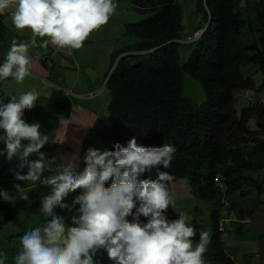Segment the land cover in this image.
Wrapping results in <instances>:
<instances>
[{
    "label": "clouds",
    "instance_id": "1",
    "mask_svg": "<svg viewBox=\"0 0 264 264\" xmlns=\"http://www.w3.org/2000/svg\"><path fill=\"white\" fill-rule=\"evenodd\" d=\"M124 1L150 15L121 21L120 29ZM170 2L156 11L153 0H0V165L11 168L0 170L8 179L0 198L20 204L0 206V264H264V206L249 219L254 208L231 198L263 192L264 181L231 186L217 174L193 184L180 176L177 143L212 137L211 145L213 128L199 126L180 143L160 107L155 125L128 109L123 89L136 85L131 76L150 66L153 53L173 46L180 56L179 45L195 47L213 22L208 0L206 21L192 30L179 1ZM169 6L181 28L165 19ZM153 16L148 28L162 41L133 49L139 39L125 26ZM123 36L135 41L120 45ZM242 98L256 104L251 89ZM180 179L211 204L209 234L188 224L198 219L179 201ZM243 225L259 239L256 248L237 246Z\"/></svg>",
    "mask_w": 264,
    "mask_h": 264
},
{
    "label": "trees",
    "instance_id": "2",
    "mask_svg": "<svg viewBox=\"0 0 264 264\" xmlns=\"http://www.w3.org/2000/svg\"><path fill=\"white\" fill-rule=\"evenodd\" d=\"M244 1L208 0L213 22L195 44L189 59L181 63L173 46L168 47L169 52L158 49L149 59L150 66L131 76L136 85L123 89L129 100L128 109L151 125L161 120L160 107L165 112L166 131L180 143L199 126L213 128L211 132L215 134V140L211 145L208 144L212 137L206 140L203 137L201 142L194 139L191 145L181 149L177 143L179 151L175 162L180 176L187 177L193 184L211 183L217 174L231 186L249 187L253 182L264 181V139L259 136L264 134V104L261 102L264 98V45L258 42L260 37L252 43L240 39L245 26L251 22L243 16ZM153 2L156 11L163 4L171 3L170 0ZM255 8L264 42V0L257 1ZM197 14L203 16V22L206 21L202 0ZM153 19L154 16L125 26L126 34L139 39L133 49H144L162 41L160 30L148 28ZM165 19L181 28V16L175 6L166 9ZM117 56L118 53L112 63ZM117 65L128 76L126 60L122 59ZM184 72L202 83L206 97L203 103L196 105L182 95ZM260 73L262 81L257 83L256 77ZM247 89L254 91L256 104L249 102L247 106H238L244 101L242 93ZM253 122L255 128L250 125ZM0 170L8 174L10 164L0 165ZM0 182H4L0 185L2 189L8 188L7 176H0ZM19 205L18 198L8 204L13 209ZM20 220L23 221L24 217Z\"/></svg>",
    "mask_w": 264,
    "mask_h": 264
},
{
    "label": "rangeland",
    "instance_id": "3",
    "mask_svg": "<svg viewBox=\"0 0 264 264\" xmlns=\"http://www.w3.org/2000/svg\"><path fill=\"white\" fill-rule=\"evenodd\" d=\"M179 3L182 5L183 10H184V20L185 23L187 20L190 23V28L191 30L193 29L192 24H197L201 19L202 15H197L195 13V10L197 8V1L196 0H178ZM260 0H246L242 4V11H243V16L244 18H248L251 20L245 28H244V33L241 35V40L246 42V43H252L256 40H259V37L262 39L263 32L259 29L261 22L258 21V13L256 11L255 5L256 2ZM120 3L118 2L117 5ZM117 15L119 16V27L121 29L122 27V22L129 23V22H136L139 20H142L146 17H148L150 14L149 13H140L135 11L132 7L130 2L124 1L122 3L121 9L117 12ZM253 29L255 30L253 32ZM245 31H250V33H246ZM255 34V36H254ZM259 40L260 45H264V42L262 40ZM135 39L133 37L129 36H123L122 39L120 40V45L127 44L129 42H134ZM194 44H184L181 43L179 45V52H180V61L181 63H184L189 55L192 53ZM7 50L3 49L2 52L5 53ZM183 95L190 97L194 103L198 104L203 100V89L199 82L188 72L183 73V90H182ZM246 102L242 101L239 103L238 106H243L245 105ZM27 168L24 169L26 171ZM183 183V189L180 195V203L182 205H186V208H189V210L195 215V218L198 219L197 222L195 223H188L190 226L195 225L200 231H205L209 234L210 232V219L208 215V211L210 210L211 204L208 201H205L204 204L203 202H198L200 201L199 198H197L193 193L191 186L188 182L187 179H180ZM232 200L237 199L240 201L241 204H247L249 207L254 208L253 211H247V215L245 218L251 219V215L253 212L256 211V208L259 206H264V190L263 192L258 191H252L250 194L243 196L240 195L239 193H234L231 195ZM199 203V206L198 204ZM9 202H5L2 198H0V206H8ZM197 204V206H196ZM204 205L205 207V213L206 215L204 217H201L199 210H201L202 206ZM198 208V210H196ZM241 207H237L236 212L238 214L239 210ZM189 214H191L189 212ZM244 228H242L241 233L239 234L240 238H243L240 243L237 244L238 247L244 248L245 250L247 249H254L259 245V239L255 238V235L253 232L249 229L247 225H243ZM196 241V240H195ZM240 256V254H239Z\"/></svg>",
    "mask_w": 264,
    "mask_h": 264
}]
</instances>
